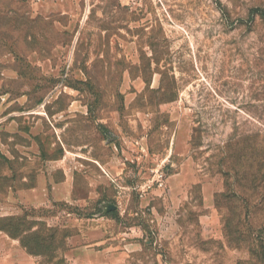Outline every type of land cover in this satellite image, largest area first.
<instances>
[{
    "label": "rangeland",
    "instance_id": "rangeland-1",
    "mask_svg": "<svg viewBox=\"0 0 264 264\" xmlns=\"http://www.w3.org/2000/svg\"><path fill=\"white\" fill-rule=\"evenodd\" d=\"M0 264H264V0H0Z\"/></svg>",
    "mask_w": 264,
    "mask_h": 264
},
{
    "label": "crops",
    "instance_id": "crops-1",
    "mask_svg": "<svg viewBox=\"0 0 264 264\" xmlns=\"http://www.w3.org/2000/svg\"><path fill=\"white\" fill-rule=\"evenodd\" d=\"M66 159L68 156L66 155ZM100 166H102L101 163H99ZM54 168H59V167H54ZM62 168V167H61ZM64 170V181L62 182V186L58 185V191L61 192L62 195L66 196L68 193L71 192V185L73 182V173L69 171V168L63 167ZM61 186V187H60ZM47 188L46 184H43L42 182H39L38 185L33 189V193L37 194L40 193L41 191L45 190Z\"/></svg>",
    "mask_w": 264,
    "mask_h": 264
}]
</instances>
